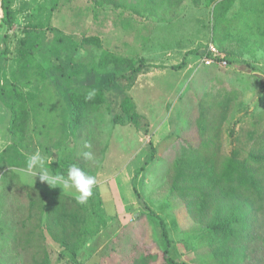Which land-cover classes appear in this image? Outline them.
<instances>
[{
	"label": "rangeland",
	"instance_id": "obj_1",
	"mask_svg": "<svg viewBox=\"0 0 264 264\" xmlns=\"http://www.w3.org/2000/svg\"><path fill=\"white\" fill-rule=\"evenodd\" d=\"M216 1L13 0L15 24L9 31L0 3V81L5 80L0 89L12 94L15 82L27 90L24 94L34 95L28 104V140L21 146L14 144L12 113L3 105L14 95H0V264H34L45 245L53 249V264H131L140 253L155 257L150 264H164L155 215L170 231V256L180 264H216L210 249L216 237L173 193L171 169L180 156L205 153L213 138L211 132L198 133L200 103L218 109L229 105L226 154L239 147L250 150L253 137L264 131V0H237L243 12L237 18L238 11H232L227 19L236 39L227 40L221 50L213 38L225 30L222 24L214 28ZM91 36L101 38L102 50L83 44ZM211 43L232 60L228 68H198V58ZM104 50L121 58H142L148 69L133 88L117 82L104 106L79 131L68 93L98 88L105 74L114 72L98 66ZM186 56L189 65L174 69ZM59 63L66 68L57 81ZM127 96L149 124L137 137L134 126L112 122ZM236 117L244 120L232 138L230 125ZM220 140L214 142L219 145ZM108 147L105 186L98 189L90 177H96ZM55 162L58 172L74 167L59 178L50 165ZM82 187L103 197L105 213L99 215L106 224L90 236L75 263L48 235L43 237L37 219H30V195L38 199L41 190L61 191L83 198ZM133 202L141 209L137 220L138 212L118 209ZM258 216L264 220V214ZM262 221L250 244L249 264H264Z\"/></svg>",
	"mask_w": 264,
	"mask_h": 264
},
{
	"label": "trees",
	"instance_id": "obj_2",
	"mask_svg": "<svg viewBox=\"0 0 264 264\" xmlns=\"http://www.w3.org/2000/svg\"><path fill=\"white\" fill-rule=\"evenodd\" d=\"M6 1L0 0V3L5 12L4 24L8 26L9 31L15 24V14L11 8L13 0ZM200 1L194 0L196 4H200ZM235 2L237 0H217L212 4L216 22L214 28L220 24L225 28L219 34L220 37L218 34H213V38L219 43L220 50L224 49L222 45L227 40L236 39L229 29V20L227 21ZM239 12L241 14L243 9H240L235 17H239ZM233 31L235 32L234 28ZM19 43L22 45L24 41ZM83 44L96 46L100 50L103 48V42L98 36L85 37ZM26 51L27 49L24 53ZM195 53L198 54V52ZM227 59L229 63L232 61L228 57ZM185 65L186 61L174 69H183ZM98 66L100 69L111 67L114 72L105 74L103 83L98 88L92 87L85 92L71 91L69 93L74 127L79 131H82L93 114L99 112L104 106L107 102V92L112 90L117 82L125 81L127 89L134 86L139 75L145 70L146 63L142 58L139 60L121 58L114 52L104 50L99 58ZM64 68L66 66L59 63L58 69L61 71ZM12 86V94L3 87L0 89V95L3 99L6 92L7 96L14 95L9 103L4 99L3 105L12 113L11 134L16 140L14 144L21 146L28 140L31 120L28 104L34 95L23 94L15 82ZM228 106L222 105L218 109L214 106L209 108L199 104L198 133L211 132L213 138L207 143L205 153L195 152L176 159L171 169V187L173 193L185 202L193 219L216 237L215 242L210 245L216 264H249L247 259H251L248 256L250 244L257 238L255 231L262 221L258 215L264 214V148H261L264 145V131L257 138L253 137L250 150L239 147L234 148L230 154H226L223 133L228 118ZM118 109L120 112L112 120L114 125H132L139 132H147L149 124L136 111L131 97L127 96L123 99ZM243 120L242 117L239 119L236 117L231 123L230 137H234L238 124ZM251 135L253 136L254 133ZM220 136L221 140L217 145L214 141ZM50 165L59 178L63 177L66 170L71 171L74 167L68 165L58 172V162ZM81 189L83 198L72 197L61 191L50 193L41 190L38 192V199L30 195V219H37L43 229V237L48 235L55 244L70 254L75 263L80 253L86 248L90 236L98 233L101 224L104 226L106 224L105 216L99 215L105 212L98 191L91 187ZM155 216L160 229L164 264H180L169 254L172 240L167 224L159 216ZM29 240L31 241V238ZM52 251L45 245L42 258H35L34 264H53ZM60 255L63 257V252ZM154 258L151 254L140 253L131 264H150L151 259Z\"/></svg>",
	"mask_w": 264,
	"mask_h": 264
},
{
	"label": "crops",
	"instance_id": "obj_3",
	"mask_svg": "<svg viewBox=\"0 0 264 264\" xmlns=\"http://www.w3.org/2000/svg\"><path fill=\"white\" fill-rule=\"evenodd\" d=\"M239 3V1H237V2H235V5H237ZM234 5V6H235ZM238 9H239V6L237 5V6H235V7H233V11H238ZM60 40H62V39H60ZM59 39L57 40V39H55V41L57 42V41H60ZM211 44H213V43H211ZM218 48V47H217ZM219 49V48H218ZM4 53H2V55H3ZM1 52H0V60H1ZM202 55V54H201ZM189 56V55H188ZM186 57V58H184V60L181 62V64H183V62L184 61H186V65H185V67L184 68H186L188 65H189V58L190 57ZM181 64H179V65H181ZM73 68V67H72ZM183 68V69H184ZM148 68L146 67L145 68V70H147ZM144 70V71H145ZM56 71H57V81H60V79L64 76L63 75V73L58 69V66H57V69H56ZM142 72L140 75H139V77L140 76H142L143 75V73H145V72ZM137 78V80H136V83L140 80V78ZM71 79V78H70ZM3 81H5L4 79H3ZM3 81H0V85H3L4 83H3ZM54 81H55V79H54ZM12 84H13V82H12ZM6 85V84H5ZM117 85V84H116ZM17 86H18V88H20L21 90H22V92H24V91H27L25 88H23V86H20V85H18L17 84ZM92 86H90V88H91ZM134 87V86H133ZM132 87V88H133ZM70 89V88H69ZM42 90H44V88L42 89ZM24 94V93H23ZM69 94V93H68ZM41 96H43V92H42V95ZM116 127L118 126H121V125H115ZM126 126H128V125H126ZM125 127V126H124ZM138 135H142V132H139L138 130H137V132H136V137L138 136ZM110 152H111V149H110V147H108L107 148V152H106V154L104 153V157H103V161H102V163H101V168H100V170L98 171V173H97V175H96V177L95 178H92V177H90L91 179H93L92 181H91V183H93V185L95 184V186L96 187H98V189L100 188V187H102V186H105V168H106V164L105 163H107L106 162V158L107 157H110L109 155H110ZM89 175L90 174H92V173H88ZM113 185L114 186H112V187H116L115 186V182L113 183ZM101 199H102V202H103V209L105 210V204H104V199H103V197L101 196ZM118 206V205H117ZM124 209L125 211L124 212H126V210L128 209V208H131L132 209V211L134 210V212H135V214L138 212V214H136V216H134V220H137V218H139L140 216H141V214L139 213V211L141 210L140 209V207L138 206L137 207V205L135 204V202H133L132 203V206H128V205H121V206H118V209H119V211H120V209ZM118 213H120V212H118ZM125 216H127V215H125Z\"/></svg>",
	"mask_w": 264,
	"mask_h": 264
},
{
	"label": "built area",
	"instance_id": "obj_4",
	"mask_svg": "<svg viewBox=\"0 0 264 264\" xmlns=\"http://www.w3.org/2000/svg\"><path fill=\"white\" fill-rule=\"evenodd\" d=\"M198 68L216 66L219 68H228L230 63L225 53L221 52L214 44H210L196 63Z\"/></svg>",
	"mask_w": 264,
	"mask_h": 264
}]
</instances>
